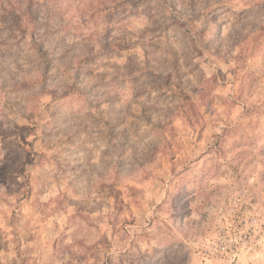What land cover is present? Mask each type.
I'll return each mask as SVG.
<instances>
[{
	"label": "rangeland",
	"instance_id": "374dc122",
	"mask_svg": "<svg viewBox=\"0 0 264 264\" xmlns=\"http://www.w3.org/2000/svg\"><path fill=\"white\" fill-rule=\"evenodd\" d=\"M0 264H264V0H0Z\"/></svg>",
	"mask_w": 264,
	"mask_h": 264
},
{
	"label": "trees",
	"instance_id": "16d2710c",
	"mask_svg": "<svg viewBox=\"0 0 264 264\" xmlns=\"http://www.w3.org/2000/svg\"><path fill=\"white\" fill-rule=\"evenodd\" d=\"M22 31L26 33L28 30H26V29L24 30V29H23Z\"/></svg>",
	"mask_w": 264,
	"mask_h": 264
}]
</instances>
